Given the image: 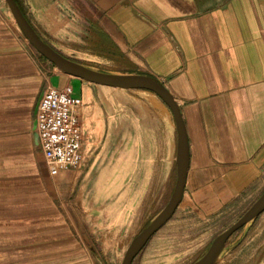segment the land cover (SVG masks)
I'll list each match as a JSON object with an SVG mask.
<instances>
[{
  "label": "crops",
  "instance_id": "obj_1",
  "mask_svg": "<svg viewBox=\"0 0 264 264\" xmlns=\"http://www.w3.org/2000/svg\"><path fill=\"white\" fill-rule=\"evenodd\" d=\"M16 1L62 54L120 60L129 67L114 72L151 76L171 91L189 141L183 200L200 215L264 183V0ZM44 62L0 14V264H51L60 235H74L70 221L59 228L34 132L44 86L70 79ZM67 241L62 254L72 258Z\"/></svg>",
  "mask_w": 264,
  "mask_h": 264
},
{
  "label": "rangeland",
  "instance_id": "obj_2",
  "mask_svg": "<svg viewBox=\"0 0 264 264\" xmlns=\"http://www.w3.org/2000/svg\"><path fill=\"white\" fill-rule=\"evenodd\" d=\"M0 14L27 53L30 48L37 52L5 0L0 1ZM43 34L50 39L48 33ZM68 56L104 72L126 65L120 60ZM51 63L44 65L53 70ZM55 68L56 73H64ZM67 77L68 84L81 83L75 95L84 93L80 116L85 158L81 168L52 178L51 191L58 197L60 211L59 228L70 221L65 228L69 224L74 235L68 233L69 242L60 235L58 261L51 264H122L131 241L165 207L173 191L177 152L174 117L152 91L113 88ZM87 88L92 94H85ZM263 191L264 183L251 196L239 197L206 216L183 200L133 264H193ZM71 239L74 256L66 258L62 249L66 241L71 245ZM215 264H264V212L230 236Z\"/></svg>",
  "mask_w": 264,
  "mask_h": 264
},
{
  "label": "water",
  "instance_id": "obj_3",
  "mask_svg": "<svg viewBox=\"0 0 264 264\" xmlns=\"http://www.w3.org/2000/svg\"><path fill=\"white\" fill-rule=\"evenodd\" d=\"M5 1L21 31L30 43L43 57L52 62L62 72L96 84L152 91L161 97L172 112L177 131L175 185L165 207L153 218L147 227L134 237L128 246L122 264H133L135 257L146 246L153 235L173 216L184 197L190 164V151L186 124L180 105L171 91L162 82L151 76L99 71L62 54L40 35L16 0ZM262 212H264V191L237 222L213 240L206 253L193 264H215L230 236L252 222Z\"/></svg>",
  "mask_w": 264,
  "mask_h": 264
},
{
  "label": "built area",
  "instance_id": "obj_4",
  "mask_svg": "<svg viewBox=\"0 0 264 264\" xmlns=\"http://www.w3.org/2000/svg\"><path fill=\"white\" fill-rule=\"evenodd\" d=\"M84 102L72 84H47L39 101L34 132L49 175L57 177L84 163V130L80 112Z\"/></svg>",
  "mask_w": 264,
  "mask_h": 264
},
{
  "label": "bare ground",
  "instance_id": "obj_5",
  "mask_svg": "<svg viewBox=\"0 0 264 264\" xmlns=\"http://www.w3.org/2000/svg\"><path fill=\"white\" fill-rule=\"evenodd\" d=\"M11 11V10H10ZM12 13V12H11ZM15 18V17H14ZM16 20V19H15ZM19 26V25H18ZM20 28V27H19ZM103 85V84H100ZM103 86H107V85H103ZM107 87H111V86H107ZM113 88H119V87H113ZM120 89H125V88H120ZM249 224V223H248Z\"/></svg>",
  "mask_w": 264,
  "mask_h": 264
}]
</instances>
